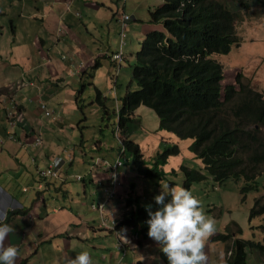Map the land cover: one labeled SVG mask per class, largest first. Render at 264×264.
Segmentation results:
<instances>
[{"label": "trees", "instance_id": "1", "mask_svg": "<svg viewBox=\"0 0 264 264\" xmlns=\"http://www.w3.org/2000/svg\"><path fill=\"white\" fill-rule=\"evenodd\" d=\"M255 9L264 10V0H162L160 6L149 11L147 24L156 28L145 34V40L129 55L132 59L127 63H132V73L118 109V128L126 134L134 122L135 110L145 106L156 114L161 131L178 140H190L188 150L201 168L179 166L182 186L187 190L205 178L202 170L218 185L229 178L244 179L258 191L262 184L264 95L244 84L241 73L235 76L236 85L224 84L222 65L214 58L240 44L236 26L244 17H255ZM113 82L117 85V77ZM100 96L96 91L97 103L108 119L114 110L110 112ZM120 143L131 156L137 177L149 178L155 186L164 177L160 165L180 153L178 144L164 141L150 161L127 135ZM141 165L147 167L142 169ZM125 209L116 229L129 228L141 244L149 239L145 208L136 197L126 201ZM257 211H264V198L255 199L250 214ZM27 214L24 208L9 210L3 222ZM240 232L238 229L237 234ZM231 238L233 241L226 245L229 257L225 264H247L248 254L253 253L264 264V238L262 242L244 240L226 228L211 241L227 243ZM157 251L166 264L159 247Z\"/></svg>", "mask_w": 264, "mask_h": 264}, {"label": "rangeland", "instance_id": "2", "mask_svg": "<svg viewBox=\"0 0 264 264\" xmlns=\"http://www.w3.org/2000/svg\"><path fill=\"white\" fill-rule=\"evenodd\" d=\"M161 4L162 0H112L111 4L107 5L106 8H102L101 13L104 17L100 21H96L98 22L96 28L98 33L91 31L94 35L92 39V34L85 31L83 33V35H86L87 40H82V42L89 43L91 39L90 47L107 51L103 55L106 58L102 56L101 59H98L99 64H96L93 68L89 67L86 77L83 79L86 83L85 86H82L84 82L78 84V89L84 87V100L81 99L75 102L76 108H73L74 102H45L48 109L56 111V115L59 120L62 121V124L66 126V131L70 135V137L66 139L64 133H58L57 136L53 138V141H51V137L46 136L48 133L46 131H41L43 139L46 140L44 142V148H47V155H59L65 160L64 166H69V156L74 159L73 165L68 167V169H70L67 173L68 181L60 185L62 187L58 186L59 189H56V191L41 192L49 208L55 207L60 209L63 207V209H66L71 207L72 214L76 215L79 213L81 219H91L95 217L101 222L100 214L97 211L90 212L89 209L93 202L96 205L101 202L102 197L100 191L96 195H93L89 189H85L86 194L83 195V184L77 182L75 177L77 175L87 176L88 169H86L85 166L94 163L95 159L99 157H108L106 161L111 164L112 160L118 157L119 148L123 147L120 145V141L125 135L135 143L138 142L143 156L150 161H153L164 141L176 143L180 149L179 155L168 158L164 164L160 165V168L164 172V177L158 186L153 185L149 178L137 177L131 165V156L127 152L124 153L121 159L122 166L119 169L121 178L131 182V184L128 183L135 194L133 199L137 197L139 205L144 208L149 204H152V207L155 208L152 196L158 192L159 186H162L164 183L172 182V186H182L183 174L179 170L180 165L193 167L195 169L201 168V164L188 150L190 140H178L172 134L161 131L159 129V120L151 109L145 106L139 107L136 112L135 123L132 124V127L128 126L129 130L126 134H123L118 128L117 116L112 112L121 104V99L130 82L132 63H127L128 60L131 61L129 55L138 49L139 42L145 40L147 37L145 35L147 33L145 32L156 28L153 26L149 28L146 24L149 19V11H152ZM86 12L87 11H84L85 15H87ZM253 12L254 15L257 14L255 17H244L236 26V31L240 36V44L238 46H233L227 54L214 55V58L222 65L224 84L236 85L235 76L241 73L242 82H244V84L248 85L252 90L264 95V10L255 9ZM123 14L128 15L130 21L125 30V44L122 49L125 59L122 61L121 68L118 70V65L111 60L110 55L119 49L120 38L118 35V19ZM1 24H4L2 29L10 33L8 29V26H10L9 21L0 18V33L2 32ZM141 25L145 26V30L141 29ZM117 70L116 91L118 93V101H115V93L111 92L110 95L115 102H106L108 110L112 112L110 118L107 119L103 115V108L95 101L94 91L89 87H94L92 82L95 79L97 84H99L100 81H104L100 79H105L106 73L109 71H113L112 81L113 76L117 74ZM72 91L73 89L69 87V90H65V93L68 94ZM90 94H92L91 97H94L92 102L89 96ZM107 94L109 95V90ZM32 107L36 108L35 104H32ZM78 107H80V109ZM39 113V117L43 119V111L39 110ZM43 123L45 126L50 127L47 122ZM15 132H17L16 129ZM168 136L170 137L168 138ZM68 141L74 145L68 143ZM97 142L102 143L103 147L96 153L91 151V147L93 148ZM14 143L17 144V142ZM76 143L83 146L85 154L81 155L78 149L73 151L76 147ZM66 146L71 147L65 151H61L62 148ZM71 149L72 151H70ZM37 150L43 151V149ZM60 151L64 153L62 154ZM3 154H5V152H3ZM82 159H85V161ZM0 165L3 167L7 166V161L3 159V157L0 158ZM144 167L147 166L141 165L142 169ZM7 172L8 171L4 173L6 174ZM202 173L205 178L201 182H194L190 186L189 191L200 201V207L205 215L213 218L214 221V231L203 242L202 250L205 255L204 264H225V261L229 257V251L226 250V245H230L233 239L231 238L227 243H223L221 241L213 242L211 238L219 233H225L226 228H229L232 234H236L238 238L252 242L263 241L264 230L262 224L264 221V211H257L254 215H251L250 210L256 198H264V177L259 190L256 191L251 181L229 178L222 185H218L206 171L202 170ZM64 174L66 175V173ZM9 182L12 191L10 195L12 198L22 195L27 200L26 203H23L26 206H29L31 201L36 198V191L33 188L34 179L32 177L24 181L25 185L13 179H9ZM63 185H65V187H63ZM25 186L28 188V192L23 193L22 188ZM0 187L4 191L6 190L1 186V182ZM130 187H128L125 193L126 196L129 195ZM122 191L123 187H120L118 189V194ZM0 198L2 200V207H14L12 204L13 202L6 193L2 192ZM28 198L31 199L29 200ZM115 207L116 215H119V204L115 205ZM31 223V219L24 220L15 217L9 224L14 229L12 232L17 231L24 235L23 245L20 249H17L18 254L23 255L25 252L33 253L36 250V253L30 261L31 264H53V260H55L58 255H63V252L57 247L59 238L55 237L50 241L41 242L37 245L36 237L31 235L28 230ZM238 229H240L241 232L237 234ZM132 235L135 237L133 232ZM71 248L74 247L71 246L70 249ZM84 250L88 251L91 260L96 263L100 262L101 257H109L110 253L114 252L113 246L111 250L92 249L91 246H86ZM148 251H145L144 255L149 254L152 250ZM119 257L120 253L118 252L117 258ZM131 258L132 253L129 251L126 258H124V262H129ZM157 262L158 264H164L158 257ZM247 264H261L257 259L256 253L248 254Z\"/></svg>", "mask_w": 264, "mask_h": 264}, {"label": "crops", "instance_id": "3", "mask_svg": "<svg viewBox=\"0 0 264 264\" xmlns=\"http://www.w3.org/2000/svg\"><path fill=\"white\" fill-rule=\"evenodd\" d=\"M111 3L112 0H0V16H2L0 18L9 21L10 24L8 26L10 33L2 29L4 24H1L2 32L0 33V118L2 119L0 121V137L5 136L6 118L16 109L20 124V127L16 129V134L21 140L29 138L34 130L40 131V133L46 131L48 133L46 136H50L51 141L58 133H64L66 139L70 137L65 125L55 126L45 118L41 119L37 105L41 101L74 102L73 108H76L75 102L84 100V87L78 89V84L84 82L82 86H85L86 83L83 79L86 77L89 67L99 64L98 59H101L107 52L103 49L90 47V40L94 36L92 32L98 33L96 30L98 22L96 21H100L104 17L101 13L102 8H106ZM84 11H87V15L84 14ZM146 25L151 28V25ZM144 27L141 25V29L145 30ZM84 31L92 34L89 43L82 42V40H87L86 35H83ZM149 31L151 30L145 33ZM62 56H64V60H62ZM130 57L132 59V56ZM112 73L113 71L107 72L105 79H100L104 81H98L99 84L96 83V79L93 80L94 87H89L94 91L96 102H98L96 91L100 92L101 102L113 101L112 96L107 94L112 87L110 79ZM69 87L73 91L66 94L65 90L68 91ZM91 95L89 96L91 97ZM117 95L116 91V98ZM93 100L94 97H91V102ZM32 104H35L36 108H33ZM12 106L16 108L12 110ZM137 109L134 112L135 116ZM43 122H47L50 127L45 126ZM45 141L43 139V142ZM68 143L70 142L68 141ZM95 144H97V149L94 150L91 147V151L97 153L103 144L100 142ZM75 146L73 151L78 149L81 155L85 154L82 145L76 143ZM70 147H63L61 151ZM37 149L34 150L35 164H33L30 161L31 152L28 149L10 141L0 144V158L3 157L7 161L6 167L0 165V182L1 186L6 189L3 191L10 197L15 208L28 209L26 216L19 215L16 218L32 220L28 230L31 235L36 237L37 245L55 237L59 238L57 247L63 252V255H58L53 260V264H65L66 259L83 251L86 246L101 250H111L113 246L114 249L109 257H104V259L101 257L99 263L91 260L92 264H158L157 248L159 245L151 239L143 240L141 244H137V238L133 237L130 229L110 230L100 225L99 220L95 217L81 219L79 213L72 214L71 207L66 209L63 207L60 209L49 208L41 191L38 193L35 190L36 198L31 201L29 206L23 204L27 200L22 195L12 198L9 179L25 185L24 181L32 177L34 188L37 181L36 168L43 167L48 161L47 159L55 156L47 155L44 143L39 148L43 151ZM61 151L60 153L63 154L64 152ZM102 158L108 157L103 156ZM82 160L85 161V159ZM73 163L74 159L69 166L63 167V173L66 175H63L62 179L48 180L42 191H56L59 189L58 186L65 184L68 181L67 173L70 170L68 167H71ZM88 166L85 168L88 169ZM6 171L8 172L5 174ZM91 175L93 179L88 177L84 182H80L83 184V195L86 194L85 189H89L93 195L100 191V195L103 197V189L109 185L108 172L103 168H97ZM121 181V184L116 187V192L118 193L120 187H123V191L111 199L104 209L107 221L122 215L125 212V201L133 199L135 196L130 187L131 182L123 178ZM128 187H130L129 195L126 196ZM26 192L28 189L23 193ZM117 204L120 206L119 215H116L115 212ZM90 212L92 211L90 210ZM110 213L113 215L110 216ZM23 240L24 235L20 232H9L4 240L0 241V247L14 245L20 249ZM71 246L74 248L70 249ZM122 251H125L124 258L129 251L132 253L129 262H124V258L120 261ZM145 251H148L149 254L144 255ZM118 252L120 253L119 258H117ZM35 253L36 250L33 253L17 254L14 264H20L23 259L27 260L26 264H31L30 261Z\"/></svg>", "mask_w": 264, "mask_h": 264}, {"label": "clouds", "instance_id": "4", "mask_svg": "<svg viewBox=\"0 0 264 264\" xmlns=\"http://www.w3.org/2000/svg\"><path fill=\"white\" fill-rule=\"evenodd\" d=\"M120 67L121 65L118 67V69ZM115 76L117 77V75ZM115 76H113L114 80L116 78ZM111 92L115 93V101H117L116 85L114 84L113 80H112V87L109 89V94ZM115 101L113 100V102ZM41 103H43L46 106V108L47 105L43 101L38 102L37 105L38 109L40 111H43L40 108ZM14 108L16 107L12 106V109ZM118 109H119L118 106L116 107V109H114L115 116H117L118 114ZM48 110L50 112H53V114L58 118V116L55 114L56 111L50 109ZM14 114L15 117H17L18 119L17 125L15 127V129H17V127H20L17 109L14 111ZM43 118H45L49 123L54 124L55 126L56 125H59V127L62 126V121L59 120V118L57 122H53L50 120V118L45 117L44 111H43ZM37 134L40 135L42 144L40 146H36L32 148L30 143L33 141L34 135ZM15 136L16 139L13 142H17V144L20 147H23L24 149H28L31 153H33L30 154V161L33 164H35L34 150H36L37 148L38 149L41 148L44 143L40 131L34 130L32 135H30L29 138H24V140H21L19 136H17L16 132H15ZM5 137L6 134L3 138L0 137L4 139L3 143L5 141H9L6 140ZM3 143L0 144L2 145ZM96 145L93 147L94 150L97 149ZM124 153H125V149H124ZM58 156L59 155H57L56 157ZM99 159L106 161V158L99 157ZM72 161L73 158H71V160L68 161V164H70ZM48 162L49 160L46 162V164ZM46 164L43 167H45ZM43 167L36 168L37 181L35 183L36 185L34 186V189L38 191V193L40 189L38 190L36 186L38 185L39 182L43 181V187L41 188V190H43L44 186H46L45 183L48 180H60L62 179L63 175H65L64 173H62L63 172L62 169L64 167L63 166L59 178L42 180L38 176V170L42 169ZM97 168H103L108 172V170L103 166L94 165V163H92L89 165V168L87 170L88 175L87 176L77 175V176H81L82 179L78 181L76 179L77 177L76 176L75 180L77 182H84L85 180H87L88 177L93 179L91 173L95 172ZM108 181H109V172H108ZM27 189L28 188L24 187L22 191L25 192L27 191ZM104 189H103V193H104ZM2 192L4 191L0 187V197L2 195ZM117 194L118 193L116 192V195L108 200L106 207L108 206L110 200L114 199L117 196ZM152 201L155 204V208L152 207V204L145 206V212L147 214V219L144 221V224H146L147 226L146 236L151 240L155 241L159 245V250L160 252L163 253L166 259V264H204L205 255L202 250L203 242L214 231V221L213 218L205 215L202 208L200 207V201L195 196H193L189 190H187L183 186L181 185L170 186L168 183H164L162 186H159L158 192L152 196ZM1 203L2 200L0 198V204ZM92 204L95 203L93 202ZM91 205L89 209L92 212H96V211L98 212V210H93L91 208ZM4 209H5V217H6L7 212L9 210L20 209V208H10V209L4 208ZM99 214L101 216V222L99 221L100 225L109 228L110 230H119L116 229V225L121 221L122 215L113 218L110 221H107V217H106L107 215L104 213V210L102 211V213ZM109 215L112 216L113 214L110 213ZM4 219L0 221V241H3L5 236L9 232H12L14 230L13 227L9 225V223L3 222ZM111 222H118V223L112 228ZM17 254H18V250L14 245L0 247V264H14V260ZM122 254H125V251L124 252L122 251ZM65 264H92V261L88 251L83 250L77 253L76 255H74L73 257L66 259Z\"/></svg>", "mask_w": 264, "mask_h": 264}, {"label": "built area", "instance_id": "5", "mask_svg": "<svg viewBox=\"0 0 264 264\" xmlns=\"http://www.w3.org/2000/svg\"><path fill=\"white\" fill-rule=\"evenodd\" d=\"M77 16H80L77 14ZM130 21V17L126 14H123L118 19V26H119V38H120V48L112 54L111 60L118 65V67L122 64V61L124 60V56L122 53V49L124 46V38H125V30L127 29L128 23ZM40 108L44 111L45 117L50 118L51 121L57 122L58 118L53 114V112H50L46 106L41 103ZM17 117H15L14 113H11L8 117V130L6 132V140L14 141L16 139L14 129L17 125ZM4 139L0 138V143H3ZM31 147L34 148L36 146H40L42 144V140L39 134L34 135L33 141L30 143ZM124 156V148H120L118 157L115 158L111 164H109L107 161L102 159H96L94 161V165L103 166L108 170L109 174V186L104 189L103 193V199L99 204H92L91 208L93 210H98L99 213H102V211L105 209L106 204L110 198H113L116 195V187L121 184V174L119 169L122 166L121 159ZM71 160V157H68V161ZM65 160L61 158L60 156L54 157L53 159L49 160V162L46 164L45 167L38 170V176L42 180L46 179H57L59 178L60 172L62 167L64 166ZM76 179L80 181L82 179L81 176H77ZM43 187V181L39 182L36 188L39 190ZM5 217V209L2 208V205L0 204V221H2ZM118 222H111V227L113 228Z\"/></svg>", "mask_w": 264, "mask_h": 264}, {"label": "bare ground", "instance_id": "6", "mask_svg": "<svg viewBox=\"0 0 264 264\" xmlns=\"http://www.w3.org/2000/svg\"><path fill=\"white\" fill-rule=\"evenodd\" d=\"M62 59H65L64 58V56H62ZM13 110V109H12ZM9 117V116H8ZM2 119L0 118V121H1ZM6 120H7V124H5V129H4V135L6 134V132H7V130H8V118H6ZM57 155H55V156H53V157H51V158H49V159H47V160H50V159H52V158H54V157H56ZM39 191H41L42 192V190L40 189Z\"/></svg>", "mask_w": 264, "mask_h": 264}]
</instances>
